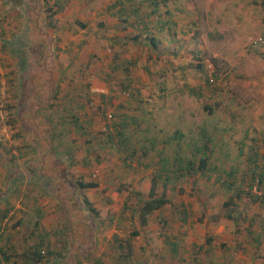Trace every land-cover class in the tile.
<instances>
[{
    "label": "rangeland",
    "instance_id": "1",
    "mask_svg": "<svg viewBox=\"0 0 264 264\" xmlns=\"http://www.w3.org/2000/svg\"><path fill=\"white\" fill-rule=\"evenodd\" d=\"M54 1L46 15L42 0H0V225L9 241L22 249L44 235L43 264L47 242L60 248L63 240L58 264H121L117 245L127 264H264V235L250 239L264 234V188L244 174L264 133V43L252 44L264 30V0H191L197 24L178 49L187 87L140 90L142 101L158 104L163 131L188 140L203 128L212 151L206 169L193 155V171L158 169L148 151L141 161L149 166H139L119 137L110 143L107 132H126L116 111L128 96L115 55L124 49L102 23L115 16L113 0ZM184 148L175 152L181 164ZM230 168L228 189L221 183ZM76 180L97 186L78 189ZM151 182L169 203L140 224L135 206Z\"/></svg>",
    "mask_w": 264,
    "mask_h": 264
},
{
    "label": "crops",
    "instance_id": "2",
    "mask_svg": "<svg viewBox=\"0 0 264 264\" xmlns=\"http://www.w3.org/2000/svg\"><path fill=\"white\" fill-rule=\"evenodd\" d=\"M187 4L189 12L196 17L199 9L191 0H113L108 8L115 11L113 13L115 16L111 18L104 14L102 18L104 31L107 35L113 33L115 37V47L119 42V48L124 49L119 55L115 54L118 56V69L128 74L122 77L120 86L129 89L128 96L121 95L123 100L118 102L122 103L118 105L116 111L120 117L119 126L121 130L126 131L119 132L118 137L120 144L131 147L137 155L139 166H149L145 161H141L142 155L148 151L158 154L157 157H153L154 165L158 169L173 168L178 157L175 152H180V147H185L183 150L190 152L201 146L200 134L197 130L189 134L187 140L180 132L176 134L172 131L168 134L157 127L156 124L160 120L156 116L157 111H160L158 104L152 99L145 103L140 92L141 88L158 89L164 93L165 90L187 87L186 82L182 80L183 68L179 62L183 55L178 49L182 47L183 36L187 30L193 29L192 33H194L197 24V17L190 22L184 18ZM164 49L168 50L164 51ZM141 50L144 52L141 53ZM162 56L167 58L166 65L159 62ZM169 57L178 59L172 61L168 60ZM179 72H181L179 76H171V73ZM107 73L104 72V75ZM134 73H143V75L140 74L139 78L135 77ZM150 94L151 97L160 95L153 91H150ZM123 104L124 106H121ZM262 145L264 147V138L258 146L259 149ZM166 147L168 149L170 147L172 151L169 159L163 155ZM262 185L264 188V180ZM263 235L258 229L250 239L257 242Z\"/></svg>",
    "mask_w": 264,
    "mask_h": 264
},
{
    "label": "trees",
    "instance_id": "3",
    "mask_svg": "<svg viewBox=\"0 0 264 264\" xmlns=\"http://www.w3.org/2000/svg\"><path fill=\"white\" fill-rule=\"evenodd\" d=\"M43 2V6L44 9L43 11H46L48 15V12L53 13L55 11H50V7L47 6V0H42ZM55 5L57 6V8H60V0L54 1ZM59 3V4H58ZM264 3V2H263ZM82 26H84V24H81ZM51 27V26H50ZM264 32V30H263ZM199 58H201V56H198ZM195 70H199L202 68V64H194L193 65ZM128 92V88H122L121 92ZM194 93V92H191ZM127 94V95H128ZM76 118L73 117V124H76ZM199 131V129H198ZM119 132H121L120 130H115V133H110L107 132V138L110 140V143H112V141H115V137L119 136ZM200 134V140H201V146L199 148H197L196 150H191L190 152H188V155L184 156V158H182V164L179 162L181 161L180 157L178 156L176 158V164L175 165V169L176 170H181V168H184V170L186 171H190L191 169H193V166L195 165L194 162V157L193 155H197L198 157L197 159V168H199L200 170L208 167L206 166L207 164V159H208V153L210 151H212L210 148H208V136L204 133L203 128L200 129V131L198 132ZM115 135V136H114ZM262 139L264 138V133L262 134ZM120 138L118 139V143L120 144ZM116 144V141H115ZM122 145V144H120ZM239 146V145H238ZM241 146V145H240ZM240 151V150H239ZM238 151V152H239ZM259 150L256 148H252L250 153L247 155V157L245 158V160L247 161L248 164H251V169L249 170L248 173H244L246 175L247 180H249V184L251 185L253 182L258 183L259 185H262V181L264 180V152H258ZM190 155V156H189ZM189 156V157H187ZM261 158L260 163L257 161V158ZM159 169H166V168H159ZM174 169V170H175ZM206 169V168H205ZM212 169V168H210ZM193 171V170H191ZM234 170L233 169H229L226 172H224V176L226 177L225 180H222V186H225L226 188H230V186L233 183V180H235L234 177ZM160 173L157 174L156 176L154 175V178L156 179L157 177H159ZM165 179H167L166 176H164ZM243 177V176H242ZM97 184L95 182L92 181H81V180H76L75 181V187H77L78 189H83V188H91V187H96ZM155 185L154 182H151V185L147 191V195L144 199H139V201L137 202V205L135 207H137L135 210L137 212V218L140 222V224H145L148 215L153 212L154 210L159 209L160 207L166 205L167 203H169V199L163 195H156L155 191H154ZM240 190H237L236 193H239ZM238 198V195H236ZM82 203L83 206H87L89 211H93L95 212L94 208H91L89 201L86 198L82 199ZM224 206H228V205H232L234 206V202L231 201V204H229L228 202H224L223 204ZM229 214H227L228 216ZM136 234V231L132 232V235ZM9 236L8 234H6L5 229L0 225V264H43L42 261V255L40 253L41 250V246L43 245L44 242H46V237L44 235H37V238L34 242L32 243H28L27 245H25L24 247H22V249H18L13 242L9 241ZM170 246V249H172L174 251V248L176 247V244L174 242H168L167 243ZM64 245H65V241L63 240L61 243V246H58L60 248H56V246H52V244L50 245L47 242V247H46V252H45V262L46 264H58L59 261L64 254ZM120 249V254L117 253V257L121 260V264H127L126 262V258L130 255L129 252H127L126 254L123 253V247L121 245H117ZM116 246V248H117ZM57 256V257H56ZM117 259V258H116Z\"/></svg>",
    "mask_w": 264,
    "mask_h": 264
},
{
    "label": "built area",
    "instance_id": "4",
    "mask_svg": "<svg viewBox=\"0 0 264 264\" xmlns=\"http://www.w3.org/2000/svg\"><path fill=\"white\" fill-rule=\"evenodd\" d=\"M264 43V32L263 33H261V34H259V35H257L255 38H253V40H252V44L253 45H260V44H263ZM123 95L124 94H128L127 92H121ZM105 116H107V117H110L111 116V114L109 113V112H105ZM41 252H42V250H41Z\"/></svg>",
    "mask_w": 264,
    "mask_h": 264
}]
</instances>
